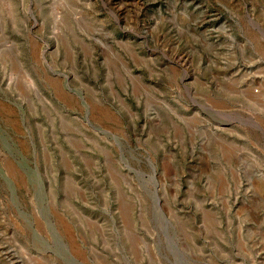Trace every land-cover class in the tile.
<instances>
[{
    "label": "rangeland",
    "instance_id": "1",
    "mask_svg": "<svg viewBox=\"0 0 264 264\" xmlns=\"http://www.w3.org/2000/svg\"><path fill=\"white\" fill-rule=\"evenodd\" d=\"M0 264H264V0H0Z\"/></svg>",
    "mask_w": 264,
    "mask_h": 264
}]
</instances>
